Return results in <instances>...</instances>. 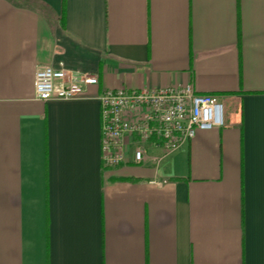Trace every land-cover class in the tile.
<instances>
[{"label":"crops","instance_id":"crops-1","mask_svg":"<svg viewBox=\"0 0 264 264\" xmlns=\"http://www.w3.org/2000/svg\"><path fill=\"white\" fill-rule=\"evenodd\" d=\"M187 85L224 124L106 169L101 93ZM0 264H264V0H0Z\"/></svg>","mask_w":264,"mask_h":264},{"label":"built area","instance_id":"built-area-1","mask_svg":"<svg viewBox=\"0 0 264 264\" xmlns=\"http://www.w3.org/2000/svg\"><path fill=\"white\" fill-rule=\"evenodd\" d=\"M97 74L40 65L35 74L37 98L74 100L85 96ZM102 149L106 169L129 160L142 163L147 143L172 152L187 144L199 130L224 124L220 96L196 92L192 85L141 89H106L99 96Z\"/></svg>","mask_w":264,"mask_h":264}]
</instances>
